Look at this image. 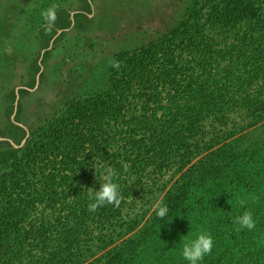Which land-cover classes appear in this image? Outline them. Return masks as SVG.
<instances>
[{
  "label": "trees",
  "instance_id": "1",
  "mask_svg": "<svg viewBox=\"0 0 264 264\" xmlns=\"http://www.w3.org/2000/svg\"><path fill=\"white\" fill-rule=\"evenodd\" d=\"M210 2L209 13L195 0L179 27L113 53L101 88L66 102L27 135L14 124L19 140L0 139V264H188L182 244L201 230L213 248L199 264H264V139L242 147L224 138L164 194L163 219L154 212L94 260L76 253L92 224L120 213L147 169L197 155L191 150L207 116L224 119L233 106L264 115V0ZM108 167L121 204L90 212ZM240 200L256 223L251 231L236 230Z\"/></svg>",
  "mask_w": 264,
  "mask_h": 264
},
{
  "label": "rangeland",
  "instance_id": "2",
  "mask_svg": "<svg viewBox=\"0 0 264 264\" xmlns=\"http://www.w3.org/2000/svg\"><path fill=\"white\" fill-rule=\"evenodd\" d=\"M194 1L0 0V136L17 141V123L31 132L66 102L101 88L113 53L165 36L186 19ZM199 1L202 13H209L214 2ZM49 9L55 14L50 29L42 16ZM201 135L190 162L147 169L131 184L120 213L92 224L76 247L83 263L134 236L181 173L221 140L238 139L242 147L262 141L264 115L254 118L233 106L224 119L207 116Z\"/></svg>",
  "mask_w": 264,
  "mask_h": 264
},
{
  "label": "clouds",
  "instance_id": "3",
  "mask_svg": "<svg viewBox=\"0 0 264 264\" xmlns=\"http://www.w3.org/2000/svg\"><path fill=\"white\" fill-rule=\"evenodd\" d=\"M48 29L52 27L55 20L54 12L49 9L47 14L42 13ZM110 67L119 69L120 62L117 60L110 61ZM129 165L124 164L123 170L128 171ZM117 173L115 169L108 167L104 171L103 182L99 183L98 189L93 190L90 196V203L88 204V210L95 212L98 208L112 205L113 207H119L123 199L118 183L115 182ZM255 199V198H253ZM239 205L245 210L241 215L234 218V223L238 225L237 231L247 229L249 231L256 227V223L253 219L251 211L245 208V201L240 200ZM153 211L156 216L163 219L168 213V207L163 203H157L153 206ZM213 248V238L210 233L203 230L197 232L194 236L186 238L182 244L181 256L188 264H199L206 255H209Z\"/></svg>",
  "mask_w": 264,
  "mask_h": 264
},
{
  "label": "water",
  "instance_id": "4",
  "mask_svg": "<svg viewBox=\"0 0 264 264\" xmlns=\"http://www.w3.org/2000/svg\"><path fill=\"white\" fill-rule=\"evenodd\" d=\"M18 125L22 126L21 124L17 123ZM28 134V131L26 130V135ZM0 139H6L5 137L0 136Z\"/></svg>",
  "mask_w": 264,
  "mask_h": 264
}]
</instances>
